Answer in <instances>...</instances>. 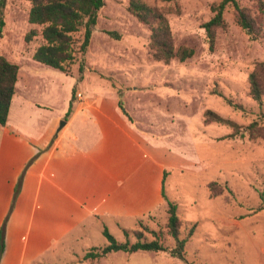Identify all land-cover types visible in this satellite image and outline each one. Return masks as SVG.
Returning a JSON list of instances; mask_svg holds the SVG:
<instances>
[{
  "label": "rangeland",
  "instance_id": "1",
  "mask_svg": "<svg viewBox=\"0 0 264 264\" xmlns=\"http://www.w3.org/2000/svg\"><path fill=\"white\" fill-rule=\"evenodd\" d=\"M128 1L104 0L85 52L79 51L83 29L73 34V58L64 62L65 71L32 60L43 40L41 27L27 20L30 0L6 1L0 55L31 76L32 94L51 110L53 122L70 112L79 92L83 101L97 98L106 112L116 103V113L135 127L129 154L117 157L129 155L124 209L99 217L75 209L76 221V215L62 217V209L53 208L45 219L50 229L30 236L35 253L29 264H264V140L250 139L245 130L252 121L264 125V96L255 101L248 84L254 64L264 61V9L255 0H237L259 20L249 34L227 4L225 26L217 29L210 49L202 24L221 0H144L164 11L175 47L194 50L184 61L174 57L165 63L151 56L150 31L128 12ZM33 28L37 34L25 40ZM207 109L236 122L242 135H232L226 124L204 123ZM95 135L87 142L81 135L80 141L93 148ZM167 200L177 205L181 237L195 224L185 261L170 254L175 242L166 225ZM104 227L118 242L133 243L140 231L143 240L157 238L166 250L84 258L107 243ZM19 237L14 235L18 243Z\"/></svg>",
  "mask_w": 264,
  "mask_h": 264
},
{
  "label": "crops",
  "instance_id": "2",
  "mask_svg": "<svg viewBox=\"0 0 264 264\" xmlns=\"http://www.w3.org/2000/svg\"><path fill=\"white\" fill-rule=\"evenodd\" d=\"M21 71L19 66L7 121L0 125V264H29L35 253L30 236L50 229L45 219L53 208L60 207L66 218L74 217L75 209L93 217L115 216L129 199L127 182L131 185L126 174L129 155L117 157L129 154L135 127L116 113V103L106 112L97 98L88 102L80 96L67 115L59 113L53 122L51 110L32 94L31 76ZM88 121L92 127H86ZM91 133L99 137L93 148L86 145ZM81 135L86 142L81 143ZM15 234H20L19 243Z\"/></svg>",
  "mask_w": 264,
  "mask_h": 264
},
{
  "label": "trees",
  "instance_id": "3",
  "mask_svg": "<svg viewBox=\"0 0 264 264\" xmlns=\"http://www.w3.org/2000/svg\"><path fill=\"white\" fill-rule=\"evenodd\" d=\"M7 0H0V38L4 27L3 10ZM170 1V0H167ZM258 10L264 9L262 0H255ZM31 6L28 10L27 20L30 24L41 27L40 35L43 40L34 50L33 60L45 65L64 70L63 64L73 58V44L75 38L73 34L83 29L79 51L85 52L92 32L95 28L99 10L104 6V0H30ZM227 4L234 8L236 22L249 34H252L259 24V20L251 15L246 8L242 7L237 0H221L212 6L213 16L202 24L208 38L210 49L213 47L218 28L225 26L223 11ZM127 10L140 23L146 24L149 31V47L151 56L157 61L168 63L176 57L179 61L191 57L194 53L192 48L185 46L175 47L168 19L162 9L148 4L144 0H129ZM37 34L36 29H31L25 40H30ZM112 37H119L115 31H109ZM19 66L10 61L5 56L0 55V125H5L11 99L15 90V83ZM249 95L255 101L261 103L264 96V61H257L253 69L248 74ZM119 106L121 103L119 102ZM68 114V112L66 113ZM204 123L217 122L229 125L233 128L232 135H242L240 126L229 119L223 118L216 112L207 109L203 113ZM245 130L250 139L262 138L264 140V125H259L256 121L246 125ZM214 183H209L212 196L218 194L214 189ZM20 179L15 188V195L18 192ZM162 196H164L162 190ZM168 218L167 230L174 238L175 245L170 249L171 256L185 261V244L188 236L192 235L193 224L186 237L180 236L182 221L177 214V205L174 201L167 200ZM4 225L0 229V256L4 249ZM107 239V243L100 248H93L87 251L84 258H97L112 251L122 250L125 252H135L137 250L163 251L164 245L157 239L143 240L142 233L135 231L137 240L133 243L128 241L118 242L107 230H102ZM127 235L128 231H124Z\"/></svg>",
  "mask_w": 264,
  "mask_h": 264
},
{
  "label": "water",
  "instance_id": "4",
  "mask_svg": "<svg viewBox=\"0 0 264 264\" xmlns=\"http://www.w3.org/2000/svg\"><path fill=\"white\" fill-rule=\"evenodd\" d=\"M63 124H64V121H63V120H62V121H60L59 128H60V127H62V126H63Z\"/></svg>",
  "mask_w": 264,
  "mask_h": 264
},
{
  "label": "built area",
  "instance_id": "5",
  "mask_svg": "<svg viewBox=\"0 0 264 264\" xmlns=\"http://www.w3.org/2000/svg\"><path fill=\"white\" fill-rule=\"evenodd\" d=\"M76 95L78 96V97H80L81 96V94L78 92V93H76Z\"/></svg>",
  "mask_w": 264,
  "mask_h": 264
}]
</instances>
